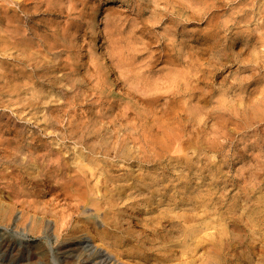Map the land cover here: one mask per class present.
<instances>
[{"label":"bare ground","instance_id":"obj_1","mask_svg":"<svg viewBox=\"0 0 264 264\" xmlns=\"http://www.w3.org/2000/svg\"><path fill=\"white\" fill-rule=\"evenodd\" d=\"M183 1L190 4L191 13L182 18L178 9L183 8ZM183 1L0 0V109L10 110V113H0V166L7 164L13 167L8 174L0 177L10 180L8 187L14 188L23 182L27 189L33 186L32 182L29 183V177L25 180L27 172L21 170V164L30 161L35 172L38 168L45 170L42 180L50 192L75 201L73 211L84 220L82 225L93 227L101 238L104 234L112 237L114 230L128 235L117 225L123 226L124 215L131 206L128 201L133 197H147L149 207L156 197L176 203V198L167 195V188L162 187L164 181L157 177L156 172L138 175L127 172L117 179L112 172L121 171L123 162H132L136 167L139 163H151L155 171L180 167L190 173L196 162L192 157L194 151L192 155L188 154L196 145L192 116L194 105L198 102V88L193 79L196 59L224 53V38L230 42V48L241 42L240 52L264 46V0H254L256 4L252 3L253 0L251 3L237 0L235 4H240V7L235 8L229 20L223 24L215 22L216 17L212 16L216 12L214 9L222 6L223 0ZM103 2L107 3L105 11L108 17L116 15L114 19L109 18L110 31L116 37L108 41V57L115 60V67H126L122 83L118 84V78L110 83L103 81L105 64H93L90 53L84 55L82 52L81 44L89 43L94 36V26L97 24L95 13L101 11ZM112 3L119 5L108 6ZM125 8L134 13L128 28L125 25L128 16L121 17L125 12L120 9ZM256 16L263 19L257 30L244 35L236 30L229 38L221 36L225 30L233 31L235 26ZM180 26L183 29L191 27V30H181V35L178 32ZM145 53L147 56L142 58ZM137 59L140 62L137 63ZM158 63L167 65L163 81L160 75L154 79L149 77ZM112 70L108 68V72ZM125 82L129 86L124 87ZM181 82L185 83L182 87ZM107 85L116 86L117 94L123 99H112L105 94ZM163 88L166 90L162 91ZM87 91L90 99L84 103L87 98L83 99V94ZM132 100L145 103L149 111L132 114ZM160 101L164 102L165 107L157 110ZM169 102L176 103L174 108L167 107ZM202 102H206L205 99ZM31 123L35 124V128H30L31 132L28 133L27 127ZM182 150H188L182 158L169 155L170 152L180 153ZM162 156H169L170 161L158 164L156 160ZM197 160L200 161L199 158ZM144 165L139 167L143 168ZM185 181L184 186L190 188L188 183H191V179ZM127 190L130 192L125 196ZM26 195L29 197L33 194L30 192ZM92 195L99 196L94 201L96 204L108 206L111 222L106 221L105 216H100L99 207L91 210L85 206ZM115 197L128 202L126 211L115 209ZM18 198L15 197V201ZM20 204L22 211L32 209L42 219L52 216L46 201L29 200L27 203L24 200ZM186 205L193 203L187 201ZM200 206L204 207V203ZM13 212L14 207L8 206L0 211V217L5 218V214ZM186 217L192 215L186 214ZM159 218L166 224L177 225L174 217L161 213ZM182 218L184 222L187 220ZM28 220L29 217L23 213L16 226H26L29 232L48 238L52 236L51 231L57 237L61 232H71L67 230L64 217L57 219L60 225L54 229L49 219L33 220L27 227ZM98 227L101 230L97 233ZM79 232L89 234L86 228L72 231L74 235ZM82 236L78 237V243H63L57 249L58 257L68 263L75 254L85 250L87 261L82 260L79 264H103L109 257L98 250V245L92 248ZM0 237L6 250L14 248L18 241L10 240L4 234H0ZM191 237L197 243H202L196 235ZM127 243H130L129 240ZM36 251L37 261H43V246L38 245Z\"/></svg>","mask_w":264,"mask_h":264},{"label":"rangeland","instance_id":"obj_2","mask_svg":"<svg viewBox=\"0 0 264 264\" xmlns=\"http://www.w3.org/2000/svg\"><path fill=\"white\" fill-rule=\"evenodd\" d=\"M247 1L251 3L252 0ZM257 1L253 0L252 3L256 4ZM235 3H237V0H223L222 6L219 5V9H214L216 12H213L212 16L216 17L215 22L218 21L220 24L227 22L229 15L234 9L240 7V4L237 6ZM102 4L101 11L95 13L94 20L97 21V24L94 26V36L89 43L81 44L83 46L82 52L84 55L90 53L93 64H105V71L102 73L103 81H109L110 83L118 78V84L122 83L121 80L126 67H115V60H110L108 57V41L116 36L110 31L112 27L109 18L112 16L108 17L105 11L107 3L103 2ZM185 4L183 1V8L178 9L182 18L191 13L190 4H186L187 6ZM109 5L117 6L119 4L112 3ZM171 9L169 8V10ZM120 10L125 12L121 17L128 16L127 22H125L126 28H128L134 13L127 8ZM115 17L116 15H113L112 18L114 19ZM112 21L114 22V20ZM262 22V17L256 16L250 21H245L235 26L233 31L225 30L226 32H222L221 36L226 35L229 38L236 30H239L244 35L246 32L257 30L258 24H262ZM190 28L186 26L183 29L180 26L178 32L183 35L181 30L190 31ZM222 41L223 48H225L224 53L209 55V60L208 58H197L194 66L193 79L194 84L198 88V102L194 105L195 109L193 108L194 111L192 113L193 128L196 134L193 140H195L196 145L195 149L189 150L190 152L188 153L192 155L191 153L194 151L192 157H195L196 162L192 171L189 173L188 170L180 167L176 169L169 167L165 171L162 169L155 171L151 163L145 165L144 163H139V166L144 165L143 168H140L139 166L136 167L132 162L126 164H123V162L120 165L121 171L112 172V176L115 179L121 178L127 172H129L128 174L134 173L137 175L156 172L157 177L164 181L162 187L165 186L167 188V195L173 196L174 198L172 199L176 198V203L173 204V201L167 202L168 199L166 197L167 201L156 197L153 200L154 204L149 207L146 203L148 202L146 201L147 197H133L128 201L131 206L124 215L125 222H122L124 223L123 226L117 225V227L125 230L128 235L126 233L120 234L118 230H114L112 237L108 238L106 236L111 235L104 234L101 238L93 231V227L82 225L84 220L80 219L73 211L76 202L63 195H58L56 192L51 193L42 180L44 179L42 173L45 170L40 171L38 168L35 172L31 168V162L28 161L25 164H21V170L27 172L28 176L25 177V180L29 177V183L32 182L33 186L30 189L25 187V182L22 185L19 184L14 186V188H10L8 187L10 180L6 181L7 179L0 177V211L8 206L14 207L15 211L11 214H5V218L0 217V234H4L10 240H18L17 244L14 245L15 247L13 246L14 248L6 250L0 237V264H79L82 260L87 261V252L85 250L79 251V254H75L73 260L67 263L66 260L58 257L57 249L63 243H78V237L82 235L92 248L98 245V250L109 257L103 264H117L119 262L127 264H215L216 257L211 253H207L208 244L205 241L216 235L217 228L225 226L223 221L226 210L232 206L243 207L246 201L244 193H251L252 200H256L264 193V46H256L255 50L250 49L240 52L239 45L242 44L241 42H238L237 46L230 48V42L227 39L224 38ZM146 56L147 54L145 53L142 58ZM136 62H140V59H137ZM108 68L113 69L111 73L108 72ZM134 70L138 71L137 68ZM166 71L167 65L158 63L153 67V73L149 77L158 78L157 76L160 75L163 81ZM128 75L131 74L128 73ZM128 83L130 82L128 81ZM183 83H180V87H182ZM123 86L127 87L129 85L125 82ZM115 88L116 86L110 87L107 85L104 92L112 99L117 97L122 100L123 96L120 97L117 94V88L116 90ZM165 90L166 88H163L162 91ZM88 91L83 94V99L87 98L84 103H88L90 99ZM170 91L172 92L173 89ZM167 94L164 95L166 96ZM202 99H205L206 102L201 103ZM163 104L164 102L160 101L157 105V110L165 107ZM130 105L133 109L131 110L132 114H136L138 111L140 113L149 111L147 105L142 102L132 100ZM175 105L176 103L169 102L167 107L170 109L174 108ZM3 111L10 113V110L0 109V113ZM182 115L186 116V114ZM2 118L5 119V117ZM30 125L27 127L28 133L31 132L30 128L33 126L35 128V124L31 123ZM43 138L47 137L44 136ZM69 147H72V145ZM187 152L188 150H182L180 153L170 152L169 155L172 158L176 156L182 158L187 155ZM170 157L162 156L156 161L158 164H165L170 161ZM204 167H207V169H204ZM12 169L13 167L3 164L0 166V175L4 176ZM33 172L36 174L34 175ZM188 178L191 179V183H188L191 186L190 188L184 186V182ZM40 184L42 185L40 186ZM37 185L39 186L37 187ZM30 192L33 195L28 197L26 194ZM128 192L130 190H127L125 196ZM36 194L38 195L36 196ZM17 196L19 198L15 201ZM97 197L99 196L92 195L89 197L91 201L87 200L89 203L86 202L85 206L91 210H96L99 207L98 213L100 216H105L106 221L108 219L111 222L112 215L111 213L109 214L108 206L96 204L94 201ZM187 198L190 199L188 200ZM23 199L27 203L29 200H35L36 202L46 201L51 209L52 216H46L42 219L40 214L32 209L26 208L22 211L20 203L24 201ZM122 200L118 197L113 199L117 203L115 209L117 207L126 211L125 205L128 202ZM187 201L188 203L192 202L193 205H186ZM201 203H204V207L200 206ZM23 213L29 217L26 224L27 227L30 226L33 220L43 221L49 219L54 229L60 225L57 219L64 217L67 222V230L71 232H61L57 237L51 231V238L43 234L29 232L26 226H16ZM161 213L174 217L177 225L174 227L160 220L159 216ZM186 214L192 215V217H186ZM182 217L187 220L184 222ZM226 227L231 230L233 223H227ZM84 228L87 229L89 234L79 232L74 235L72 233L73 230L80 231ZM98 228L99 231L97 233L101 230L100 227ZM125 234L126 236H124ZM193 234H199L203 237V239H200L202 241L201 244L191 237ZM127 240L130 243H127ZM38 245H42L44 248L45 259H42L43 261L41 262L36 259V248Z\"/></svg>","mask_w":264,"mask_h":264},{"label":"clouds","instance_id":"obj_3","mask_svg":"<svg viewBox=\"0 0 264 264\" xmlns=\"http://www.w3.org/2000/svg\"><path fill=\"white\" fill-rule=\"evenodd\" d=\"M243 207L226 210L224 225L208 244L207 253L216 257L215 264H264V193L256 200L244 193ZM227 223H233L229 230ZM197 239H203L196 234Z\"/></svg>","mask_w":264,"mask_h":264}]
</instances>
